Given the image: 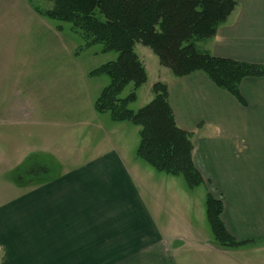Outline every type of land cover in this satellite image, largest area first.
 <instances>
[{"label":"crops","instance_id":"crops-1","mask_svg":"<svg viewBox=\"0 0 264 264\" xmlns=\"http://www.w3.org/2000/svg\"><path fill=\"white\" fill-rule=\"evenodd\" d=\"M24 2L26 15L36 21L28 24L38 28L32 40L43 41L52 53L51 59L65 47L72 59L78 56L75 48L79 39L72 26L57 23L36 12L29 0ZM237 2L216 35L198 42V47L217 57L264 67V0ZM135 49L139 56L146 55L141 58L148 73L145 85L151 72L156 73L147 102L153 98L154 83L168 85L177 125L192 134L193 160L204 179L200 187L222 201L227 231L246 242L235 249L220 247L215 240L207 242L217 256L215 264H242L235 255L264 252V76L244 78L239 100L202 71L175 77L149 47L138 43ZM43 79V102L40 97L36 111L43 107V112H59L74 107L77 90L62 86L58 72ZM26 103L27 107L18 110L23 114L0 118V130L5 128L7 132L0 134V264H180L177 240H193L187 247L200 244L190 215L180 218L182 228L177 229L163 210V204L169 202L171 207L179 202L176 186L184 196H188L187 190L173 178H167L172 182L169 194L165 193L166 185L161 189L159 183L141 182V173L149 170L135 151L140 129L132 133L134 124L116 122L110 116L102 119L107 128L101 129L99 112L93 107L92 124L80 119L79 114L60 125L93 126L106 138L92 139L90 147L80 149L74 147L72 136L67 142L72 144V151L67 144L64 151L43 146V137L12 130L14 126L40 122L38 112L33 114L31 103ZM14 107L11 102L1 103L0 113H14ZM43 155L52 161L53 173L48 175L43 170V179L34 183L9 179L26 159L34 157L41 162Z\"/></svg>","mask_w":264,"mask_h":264},{"label":"trees","instance_id":"trees-1","mask_svg":"<svg viewBox=\"0 0 264 264\" xmlns=\"http://www.w3.org/2000/svg\"><path fill=\"white\" fill-rule=\"evenodd\" d=\"M49 1L53 3L51 8H36L40 14L71 24L74 32L83 38L85 47L102 44V53H118L116 60L89 72L92 77L110 78V83L94 102L95 110L109 112L113 121L140 127L137 157L157 172L182 177L190 190L203 185L204 179L193 160L192 134L177 125L168 85L160 81L154 83L152 100L138 110L131 108L137 100L136 91L148 80L135 46L139 43L151 48L160 64L175 77L202 71L218 87L242 100V80L264 76V67L217 57L198 47V42L212 39L218 28L229 20L237 8V0ZM131 83L134 91L122 97ZM23 165L30 174L38 175L43 170L48 175L53 173L52 161L44 155L41 162L30 157ZM222 213V201L208 191L206 217L217 245L227 249L245 245L246 242L238 241L227 231Z\"/></svg>","mask_w":264,"mask_h":264},{"label":"rangeland","instance_id":"rangeland-1","mask_svg":"<svg viewBox=\"0 0 264 264\" xmlns=\"http://www.w3.org/2000/svg\"><path fill=\"white\" fill-rule=\"evenodd\" d=\"M29 2L30 6L32 5L33 7H31L36 12H38L36 8L43 9L50 7V5L53 6V3L49 0H29ZM24 8V0H1L0 104L11 102L14 104V111L16 112L3 111L0 113V118L7 120L15 118V115L19 116L20 114H23L24 112L18 110L20 107H27L24 103L27 104L26 102H29L32 105V113L35 114V112H38V116L40 115V122H30L12 127V130H14L16 134H31L34 137H43V146L49 145L54 149L58 148L63 150L67 142L72 140V136H75L73 139L74 147L76 148L78 146L80 149L90 147L92 139L102 138L103 141L106 137L101 129L107 127L102 119L106 120L107 118H110L109 112H105L104 114L98 113L99 118H101L98 121V127L101 128H99L100 131L93 126L72 128L69 125L61 126L60 123H64L68 120L67 118L71 119L70 117L78 116L79 114L80 119L88 120L90 124L93 123L92 119L94 117L92 112L94 110V102L101 90L110 83V78L104 75L101 77H89L86 76V74L108 61L116 60L118 58V53H102V44L87 48L84 46L85 42L81 35L74 32L79 39V42L77 41L79 46L75 48L78 56L75 55L72 59L70 50L65 47L63 48V53L58 52L56 54L59 56L55 59H51L52 53L48 50L49 48L47 46H43V41L41 43L32 40L34 35L37 34L38 28L36 25L32 26L28 24L35 23L36 21L31 20L26 15L27 13L23 10ZM57 23L60 22L57 21ZM68 25L70 27L72 26L71 24ZM73 43L72 45L75 47L76 41ZM145 56L140 53V60L142 57L145 59ZM45 58H48V60ZM143 65L145 66L144 63ZM57 72L59 73V78L62 79L60 81L62 86L74 87V89L77 90L74 96L76 100L74 107L59 112H43V107L41 108V111H36L37 109L34 107L39 104L40 97H42L43 102V78L45 75L55 77ZM155 76L156 73L151 72L148 83L146 85L144 84L145 86H141L140 88L142 89L139 88L140 91H138L139 89L136 91L137 100L131 104L132 109L138 110L148 103L147 91L149 86L151 87L154 82ZM53 79L55 80V78ZM134 88L133 83L129 84L127 88L124 89L121 96L124 97L129 95L134 91ZM32 92H37L38 94L34 95ZM131 126L134 128L132 133L135 132V130L140 129V127H135L134 125ZM0 134H7L5 128L0 130ZM61 136H68V139H62L60 138ZM137 139L140 140V136L138 137L137 135ZM115 142L118 143L116 140ZM67 146H70L69 151L71 152L72 144H67ZM139 160L144 164L145 168L149 170L148 172L144 171L143 174L141 173L140 180L142 183L150 185L153 183H159L161 186L166 185L165 193L169 194L168 186L169 183L172 182L167 178H173L179 187L184 188L188 192V196H184L176 186L179 202L173 204L171 207L168 206L169 202H167V205L163 204V210L166 213L165 216L171 224L175 225V228H182L180 218L187 214V216L189 217L190 215V218L192 219L193 231L200 234V238L197 240L200 244H197V247H187V243H194L191 239L177 240L175 247L177 251V259L180 264H185L184 261H187L188 264H215L217 256L210 251V247L208 248L206 246L207 242L210 244V242L214 241L213 233L206 217V189L202 186L190 190L182 177H171L166 173L157 172L147 162L141 160V158H139ZM61 161L62 164H67L66 161ZM23 164L19 169L17 168L15 173H11L8 176L10 180L17 179L18 181L19 179L21 182L34 183L43 179V173L38 175L30 174L28 170H24L26 165ZM162 188L164 187L162 186L161 189ZM184 228L188 229L186 227ZM235 257L242 264H264V252L257 253L250 251L244 254H237ZM224 264L229 263L224 261Z\"/></svg>","mask_w":264,"mask_h":264}]
</instances>
